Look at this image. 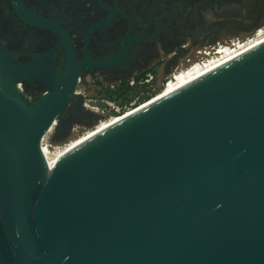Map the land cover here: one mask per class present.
<instances>
[{
  "label": "water",
  "instance_id": "95a60500",
  "mask_svg": "<svg viewBox=\"0 0 264 264\" xmlns=\"http://www.w3.org/2000/svg\"><path fill=\"white\" fill-rule=\"evenodd\" d=\"M2 62L0 264H264V40L52 171L41 141L73 86L30 101L18 78L43 77Z\"/></svg>",
  "mask_w": 264,
  "mask_h": 264
},
{
  "label": "flooded vegetation",
  "instance_id": "af4514ba",
  "mask_svg": "<svg viewBox=\"0 0 264 264\" xmlns=\"http://www.w3.org/2000/svg\"><path fill=\"white\" fill-rule=\"evenodd\" d=\"M262 24L264 0H0V69L32 65L43 79L17 82L30 101L73 86L49 135L61 141Z\"/></svg>",
  "mask_w": 264,
  "mask_h": 264
},
{
  "label": "bare ground",
  "instance_id": "6f19581e",
  "mask_svg": "<svg viewBox=\"0 0 264 264\" xmlns=\"http://www.w3.org/2000/svg\"><path fill=\"white\" fill-rule=\"evenodd\" d=\"M264 40V28H261L257 30L255 33V37L252 39L243 40L237 43H234L233 45H224L222 46L217 52L216 55L213 57H210L209 60L205 62H195L185 70L181 71L177 74L175 77V80L171 81L159 94L157 97L152 99L151 101L147 103H142L140 107L137 109L131 108L127 111H125L122 114L113 116L112 118L105 120L101 123H99L95 128L92 130L86 132L85 134L75 138L73 141H71L68 144H65L64 146L60 148H56L54 151L52 150L51 145H47L44 141L42 144V152L47 160L48 170L52 171L54 170L58 160L61 156H63L65 153L70 151L72 148L80 144L81 142L85 141L95 133L99 132L100 130L104 129L105 127L111 125L112 123L124 118L125 116L135 112L136 110L144 107L145 105L151 103L152 101L162 97L163 95L175 90L176 88L194 80L195 78L203 75L204 73L210 71L211 69L217 67L218 65L222 64L223 62L231 59L232 57L240 54L241 52L249 49L250 47L262 42ZM124 114V115H123ZM47 141V140H46Z\"/></svg>",
  "mask_w": 264,
  "mask_h": 264
},
{
  "label": "built area",
  "instance_id": "2783aa9c",
  "mask_svg": "<svg viewBox=\"0 0 264 264\" xmlns=\"http://www.w3.org/2000/svg\"><path fill=\"white\" fill-rule=\"evenodd\" d=\"M264 27V26H263ZM257 32V31H256ZM255 32V33H256ZM254 33V34H255ZM248 38H250V37H247L246 39H240V38H238L237 40H234V41H232L231 43H229V44H221V45H218V46H216L215 47V52H217L222 46H224V45H233L234 43H237V42H240V41H245V40H247ZM251 38H253V37H251ZM210 57H213V54H208V56L206 57V58H201V59H198V60H195V61H193L189 66H191L193 63H195V62H205V61H207V60H209L210 59ZM189 66H187V67H185V68H182V69H177V70H175L173 73H171L169 76H167L165 79H164V81H163V83L161 84V90L160 91H162L171 81H173V80H175V77L177 76V74L178 73H180L181 71H183V70H185L186 68H188ZM150 78H151V76H149V78H147L146 80L145 79H141L138 83H140V84H144V83H146V82H150ZM137 82V81H136ZM132 83H134V81L132 82ZM137 105V104H136ZM133 106H135V105H133ZM132 106V107H133ZM132 107H127V108H125V109H121V108H118V107H116L114 110H109V109H105V110H103V112L104 113H106V116L105 117H103V118H101L99 121H98V124L99 123H101V122H103V121H105V120H108V119H110V118H112L113 116H116V115H119V114H121V113H123V112H125V111H127V110H129L130 108H132ZM57 124V121L54 123V126L48 131V133L44 136V138L42 139V141H41V145L43 144V142L45 141L46 142V140H47V137H49V135H50V133L53 131V129H54V127H55V125ZM97 126V125H96ZM86 132H88V131H81V130H76V133L71 137V139H70V142L71 141H73L75 138H77V137H79V136H81V135H83V134H85ZM69 142V143H70ZM46 144L48 145V144H50V145H52L51 143H47L46 142ZM66 144H68V143H66ZM53 146V145H52ZM60 147H62V146H58L57 148H60Z\"/></svg>",
  "mask_w": 264,
  "mask_h": 264
},
{
  "label": "rangeland",
  "instance_id": "374dc122",
  "mask_svg": "<svg viewBox=\"0 0 264 264\" xmlns=\"http://www.w3.org/2000/svg\"><path fill=\"white\" fill-rule=\"evenodd\" d=\"M264 26V24H262V25H260V26H258V28L257 29H255V31L254 32H250L249 34H247L243 39H246L247 37H250V38H248V39H252L251 37H255V32L258 30V29H261V28H264L263 27ZM216 55V52L215 53H213V56H215ZM96 125H98V123H96L95 125H92V126H89V127H80V126H76V129L75 130H81V131H90V130H92L93 128H95V126ZM82 128V129H81ZM71 137L72 136H70L69 138H67V139H64V140H61V141H54L53 139V136H49V137H47V143H53L50 147H52V150L54 151L58 146H64L66 143H69L70 142V139H71ZM50 145V144H49Z\"/></svg>",
  "mask_w": 264,
  "mask_h": 264
},
{
  "label": "trees",
  "instance_id": "16d2710c",
  "mask_svg": "<svg viewBox=\"0 0 264 264\" xmlns=\"http://www.w3.org/2000/svg\"><path fill=\"white\" fill-rule=\"evenodd\" d=\"M160 90H161V87L158 90L154 91L153 93L147 94L142 101H144L146 99H150L153 95H155L156 93L160 92Z\"/></svg>",
  "mask_w": 264,
  "mask_h": 264
}]
</instances>
